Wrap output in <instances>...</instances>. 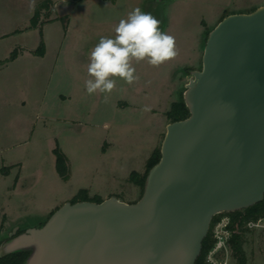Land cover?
I'll use <instances>...</instances> for the list:
<instances>
[{
	"label": "rangeland",
	"instance_id": "rangeland-1",
	"mask_svg": "<svg viewBox=\"0 0 264 264\" xmlns=\"http://www.w3.org/2000/svg\"><path fill=\"white\" fill-rule=\"evenodd\" d=\"M37 2V7L47 2L40 10L41 27L46 24L17 39L33 50L14 65L21 100L18 135L14 126V136L8 137L5 128L0 137V246L16 228L19 234L42 227L67 201L104 200L108 195L138 201L142 188L132 173L142 177L149 158L161 148L172 122L168 111L184 95L191 71L203 66L208 32L225 15L264 5V0H20V21ZM14 5L3 6L15 10ZM137 7L175 37L177 56L159 67L134 62L139 80L130 86L118 79L107 102L103 94L88 95L91 49L101 37H113L120 19ZM42 35L43 56L35 52ZM12 47L11 53L20 54L18 45ZM64 93H71L72 100L60 105ZM145 106L150 111H143ZM56 148L66 157L67 178L58 172ZM230 219L225 212L220 215L215 240L217 225ZM245 248L249 264H264L262 226L250 228ZM212 257L215 264H236L230 249Z\"/></svg>",
	"mask_w": 264,
	"mask_h": 264
},
{
	"label": "water",
	"instance_id": "water-1",
	"mask_svg": "<svg viewBox=\"0 0 264 264\" xmlns=\"http://www.w3.org/2000/svg\"><path fill=\"white\" fill-rule=\"evenodd\" d=\"M167 125L142 197L65 202L0 246L25 264H195L215 215L264 200V5L224 17Z\"/></svg>",
	"mask_w": 264,
	"mask_h": 264
},
{
	"label": "clouds",
	"instance_id": "clouds-1",
	"mask_svg": "<svg viewBox=\"0 0 264 264\" xmlns=\"http://www.w3.org/2000/svg\"><path fill=\"white\" fill-rule=\"evenodd\" d=\"M177 54L175 37L161 31L160 21L152 14L134 8L114 27L113 37H101L91 49L86 92L103 94L107 102L118 79L130 86L139 80L134 62L159 67ZM142 110L150 108L145 106Z\"/></svg>",
	"mask_w": 264,
	"mask_h": 264
},
{
	"label": "trees",
	"instance_id": "trees-1",
	"mask_svg": "<svg viewBox=\"0 0 264 264\" xmlns=\"http://www.w3.org/2000/svg\"><path fill=\"white\" fill-rule=\"evenodd\" d=\"M46 5H47V2H42L36 8L35 14L31 19L30 28H36L38 26L42 28L41 20H40V17H41L40 10L41 8L46 7ZM225 16H223V18ZM208 35H209V32L207 34V37ZM45 50H46V44H45L44 37L42 35L38 49L35 52L43 56L45 54ZM17 56H18V51L14 50L8 58H6L5 60H0V64H5L9 61H12ZM167 115L171 119L172 122L185 119L186 117L190 115L189 108L187 107L185 100H184V95L182 96L180 100L172 104V107L168 111ZM55 152L57 155L58 172L60 173L62 177L67 178L69 170L67 166L66 157L59 151L58 148L55 149ZM160 158H161V148H158L153 152V154L149 158L148 163H147V169L142 177H140V174L132 173V180H134L138 185L141 186L142 193L144 192L146 178H147V175L150 169L156 163H158ZM80 200H91V201H96V202L102 201V199L93 200L89 198L80 199ZM77 201H79V199L72 201V202H77ZM221 214L223 213H220L214 216L211 226H210L209 233L203 242L202 252L195 264H210L207 261V255L215 245L216 240L213 235V228H214V225L219 220ZM225 214L230 216L231 218L228 224V228L232 232L231 237L229 239V249L231 250L233 257L236 260V264H249L248 255H247L246 248H245V245L247 243V234L248 232H250L248 223L251 221H257L258 219L264 217V200L251 207L238 210L235 212H225ZM24 231L25 230L23 229L20 231V233ZM31 253H32L31 249H26V250L17 251V252L2 256L0 257V264H25L28 258L30 257Z\"/></svg>",
	"mask_w": 264,
	"mask_h": 264
},
{
	"label": "crops",
	"instance_id": "crops-1",
	"mask_svg": "<svg viewBox=\"0 0 264 264\" xmlns=\"http://www.w3.org/2000/svg\"><path fill=\"white\" fill-rule=\"evenodd\" d=\"M4 4H16L17 8H15V10L9 9L8 6L5 8L3 6ZM38 4V2L32 3L31 9L23 14L22 21H20L18 10L20 0H0V60H5L9 57V54H11L10 51L15 48L12 47V44L18 45L21 48L20 54H18V56L14 60L9 61L5 64H0V102L2 104V106L0 105V137H3L5 128L8 137L14 136V126L16 127L15 134L18 135L21 100L17 94L18 88L16 80L18 78L16 74L17 72H15L14 70V65L19 61L25 60L26 57H31L29 52L33 50L23 45L24 43H19L17 39H19L20 36L23 37V35L29 33V31L31 30V19L35 14ZM44 24L46 23H43L42 27L44 26ZM23 74V77L28 80L30 77L29 71L25 70ZM3 75H5V79ZM71 100V93H64L61 94L59 103L60 105H63L64 102ZM27 101L28 100H26V98L24 101H22L23 106H26ZM109 197H111V195H108L107 197H105V199ZM57 208H59V206Z\"/></svg>",
	"mask_w": 264,
	"mask_h": 264
},
{
	"label": "built area",
	"instance_id": "built-area-1",
	"mask_svg": "<svg viewBox=\"0 0 264 264\" xmlns=\"http://www.w3.org/2000/svg\"><path fill=\"white\" fill-rule=\"evenodd\" d=\"M248 226L250 228H254V227H258V226H262L264 228V217L258 219L257 221H251L248 223ZM225 227V228H224ZM228 224H222L219 223L217 225V231H216V244L214 246V248L210 251L209 256H208V260L212 262V264H215L214 260H213V254H215L217 251H219L220 249H225L227 252H229V239L231 237V231L229 230Z\"/></svg>",
	"mask_w": 264,
	"mask_h": 264
}]
</instances>
